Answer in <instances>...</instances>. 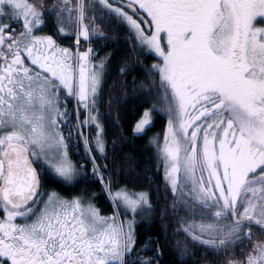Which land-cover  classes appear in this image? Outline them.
Returning <instances> with one entry per match:
<instances>
[{"label":"snow or ice","instance_id":"snow-or-ice-1","mask_svg":"<svg viewBox=\"0 0 264 264\" xmlns=\"http://www.w3.org/2000/svg\"><path fill=\"white\" fill-rule=\"evenodd\" d=\"M97 3L99 16L90 15L95 9L85 0H59L50 8L38 0H0V264H136L125 257L136 245L137 215L153 211L149 196L106 178L97 163V155L107 158L97 109L106 60L94 62L91 44L104 38L95 21L106 16L132 33L134 48L158 60L146 69L149 85L140 87L165 102L167 130L163 146H155L172 212L178 214L179 203L187 217L203 218L180 217L176 231L209 252L239 248L243 259L226 264H264V239H253V227L264 233V26H258L264 0ZM53 15L56 33L73 36V48L38 34ZM119 71L132 69L125 62ZM155 111V105L143 111L133 134L152 126ZM86 126L95 128L94 136L84 135ZM73 128L84 151L75 162L67 143ZM85 162L112 205L110 216L100 214L94 191L65 198L44 187L48 178L75 182L86 174ZM181 244L179 257H190ZM156 256H162L158 248ZM136 259L158 264L155 257Z\"/></svg>","mask_w":264,"mask_h":264},{"label":"trees","instance_id":"trees-1","mask_svg":"<svg viewBox=\"0 0 264 264\" xmlns=\"http://www.w3.org/2000/svg\"><path fill=\"white\" fill-rule=\"evenodd\" d=\"M38 2L48 6L59 0H38ZM75 3L76 0H72V4L75 5ZM99 6H93L95 12L90 15H101L102 9ZM100 20L96 19L95 23L99 25L105 36L94 39L91 45L96 46L102 40L106 42V46L98 54L99 59L106 60L105 75L98 99V111L105 130L107 158L102 159L97 155V161L103 168L106 165V171L121 185H127L137 192H146L153 208L151 212L137 215L136 245L133 252L138 256H153L158 264H226L228 260L243 259L239 248L220 254L209 252L204 247L193 246L191 240L183 232L176 231L181 227L177 222L179 212L178 214L172 212L174 197L165 183L162 160L155 146V139H161L165 131L166 117L157 111L153 112L152 126L144 133L133 134L134 125L143 111L152 108L153 105H158L162 100L154 89L147 91L140 87L142 83L149 85V72L146 69L157 62V57L153 53L146 55L134 48L135 41L132 33L114 18L106 16L105 19ZM46 23L47 25L52 23L54 26L55 19L51 20V23L48 21ZM65 27L67 32L71 31L67 26ZM45 32H49L47 28ZM69 39H74V37L70 35ZM125 62L132 71L122 75L119 70L125 66ZM70 107H72L74 118V108L72 105ZM73 158L75 159L74 155ZM84 176L88 180H83L72 187L69 193L74 196L82 193V190L85 194L94 191L98 195L93 203L99 208L100 213L113 214L112 205L101 192V183L92 174L91 168ZM44 187L46 189L64 188L65 192H68L69 188H65L66 186L56 180H47ZM165 213L166 215H162ZM253 232L255 233L253 239H264V233H261L259 228L253 227ZM177 241L182 242L181 247H183V242L187 243L192 252L190 257L185 259L179 257ZM245 243L248 242L245 241ZM146 248L148 250H145ZM157 248L162 253L160 257L156 256Z\"/></svg>","mask_w":264,"mask_h":264},{"label":"flooded vegetation","instance_id":"flooded-vegetation-1","mask_svg":"<svg viewBox=\"0 0 264 264\" xmlns=\"http://www.w3.org/2000/svg\"><path fill=\"white\" fill-rule=\"evenodd\" d=\"M117 4L120 6L119 3H117ZM52 5L53 4H50L48 6H45V8H50ZM53 19H55L54 15L51 16V17H45V20L48 21V22H50V23H51V20H53ZM13 28L17 32H19V30L21 29L20 26H18V25H13ZM47 30L49 31V33H47V35H53V37L56 40H58V41L67 42L65 39H63V40L60 39V36L57 35L56 30H55V27L52 25V23L47 25ZM69 123L70 124H74L72 122V120H71V116H70V119H69ZM62 131H64L65 136L67 137V128L64 127V126H62ZM72 131H73V139L67 141V143L69 145V147H68V155L75 162V161L81 160V158L84 156V151H83V143L82 142L78 143V141L80 140V137H78V136L75 135L76 129L73 128ZM77 153H79V154H77ZM73 155L75 156V159L73 158ZM85 163H86V170L85 171H86V174H87V171L89 170V168H92V165L90 163H87V162H85ZM47 180H53V179L48 178ZM83 180H88V178L86 179L85 176L82 175V176L77 177L76 181L73 182V183H71V184L62 183L61 182L62 185L66 186L65 188L69 187L68 188V192H65L64 191V188L63 189H59V188H47V189L53 190V191L59 193L62 197H65V198L73 197V195L71 193H69V192H71L70 189L72 187H75L76 185L80 184V182H82ZM53 181H55V180H53ZM82 186L84 188V185H82ZM82 194H85V192H83V190H82V193L76 194L74 196H78V195H82ZM101 215L102 216H110L112 214H108V215L101 214ZM18 222H20V221H18ZM137 257H143L145 259L153 258V256H143V255H139L138 256V255L135 254V252H132L131 256H127L126 260L135 259L136 260V264H141L140 260L139 259H136Z\"/></svg>","mask_w":264,"mask_h":264},{"label":"rangeland","instance_id":"rangeland-1","mask_svg":"<svg viewBox=\"0 0 264 264\" xmlns=\"http://www.w3.org/2000/svg\"><path fill=\"white\" fill-rule=\"evenodd\" d=\"M88 1V3H91L93 6H95V5H99L98 3H97V0H86V2ZM76 2H77V0H76ZM109 3H113V2H109ZM76 4V3H75ZM115 6L116 7H119L118 5H116L115 4ZM125 11H127V10H125ZM131 14V13H130ZM86 23H87V21H85ZM15 25V24H14ZM258 26H264V25H258ZM21 30V29H20ZM19 30V31H20ZM38 34H41V35H46V33H44L43 31L42 32H40V33H38ZM53 36V35H52ZM69 40V42L70 43H66V42H60L59 44L62 46V47H68V48H73V45H74V43H75V40L74 39H68ZM81 44L82 45H84V47H81V51H84L85 50V47H87V45L85 44V42H84V40L82 39L81 40ZM91 47H92V45H91ZM100 47V46H99ZM99 47H98V45H96V46H93L92 48H93V50H95V52H96V54H98V52L100 51L99 50ZM73 50H75V49H73ZM154 54V53H153ZM99 58H97V57H95L94 58V62H99L101 59H99ZM157 62H158V60H157ZM156 62V63H157ZM61 99L63 100V99H65V97H64V95H63V93H61ZM72 99H68V101H70L69 102V104L70 105H72L73 106V108H75V104H74V100H72ZM73 102V103H72ZM67 105H68V103H67ZM156 106V108L158 109V113H160V114H163L165 117H166V120L168 121V114H167V112L165 111V102L163 101V100H161V102L159 103V105H155ZM61 108H63V105H61ZM97 109H98V101H97ZM149 109V108H148ZM151 109V108H150ZM69 110H71L72 111V107H70V109ZM75 114V113H74ZM95 114V113H94ZM98 114H99V111H98ZM154 116V115H153ZM85 118V113L83 112V111H81L80 112V116H79V119L80 120H83ZM99 122L103 125V123H102V121H101V118H100V115H99ZM73 123L75 124L76 123V119L75 120H73ZM153 124V123H152ZM166 130H167V123H166V128H165V131H164V133L166 132ZM83 132H84V135L85 136H87V137H91V136H94L95 135V128L94 127H91V126H86V127H84L83 128ZM164 133H163V135H162V137H161V139H158V138H156L155 139V143H157V141L159 142V145H160V147H162L163 146V143H164ZM162 160V159H161ZM162 164H163V168L165 167L164 166V163H163V161H162ZM164 170V169H163ZM101 171L103 172V169L101 168ZM177 207H179V219H180V217H185L186 218V220H194L195 222H201V220L203 219L201 216H199V215H197V216H194V217H187L186 216V213H185V211L180 207V204L179 203H177ZM121 220H125V218H124V216L122 215L121 216ZM126 258H127V255H126Z\"/></svg>","mask_w":264,"mask_h":264},{"label":"bare ground","instance_id":"bare-ground-1","mask_svg":"<svg viewBox=\"0 0 264 264\" xmlns=\"http://www.w3.org/2000/svg\"><path fill=\"white\" fill-rule=\"evenodd\" d=\"M122 2H123V1H122ZM129 14H130V13H129ZM100 21H101V20H100ZM106 21H107V20H106ZM106 21H105V22H106ZM99 23H100V22H99ZM125 139H126V138H125ZM123 142H124V141H123ZM166 226H167V225H166ZM175 232H176V231H175ZM173 233H174V232H173ZM178 233H179V232H178ZM174 235H175V234H174ZM177 236H178V235H177ZM179 239H180V238H179ZM181 239H182V238H181ZM168 240H169V238H168Z\"/></svg>","mask_w":264,"mask_h":264}]
</instances>
